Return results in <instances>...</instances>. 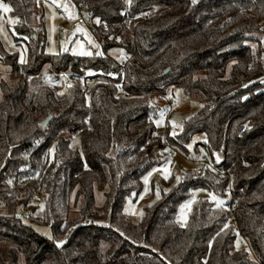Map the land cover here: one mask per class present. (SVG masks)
Returning a JSON list of instances; mask_svg holds the SVG:
<instances>
[{"label": "trees", "instance_id": "obj_1", "mask_svg": "<svg viewBox=\"0 0 264 264\" xmlns=\"http://www.w3.org/2000/svg\"><path fill=\"white\" fill-rule=\"evenodd\" d=\"M3 1L26 53L21 61L0 39L11 68L0 79V264H264V0H71L93 14L103 53L89 56L45 52L43 0ZM113 48L125 51V68ZM46 67L81 74L78 84L95 79L90 98L78 84L60 95L36 82ZM174 87L202 105L179 133L163 134L153 96ZM196 134L220 171L171 178L140 219L128 215L158 151L166 142L187 150ZM198 188L231 198L196 200L181 226L179 208Z\"/></svg>", "mask_w": 264, "mask_h": 264}, {"label": "rangeland", "instance_id": "obj_2", "mask_svg": "<svg viewBox=\"0 0 264 264\" xmlns=\"http://www.w3.org/2000/svg\"><path fill=\"white\" fill-rule=\"evenodd\" d=\"M0 5H6L10 9L9 4L5 3L3 0H0ZM42 5L45 13V52L47 54L57 55L67 52L75 56H89L82 55L81 52L91 53L90 55H99L103 53L102 44L98 38H96L92 30L86 28L84 25H79L77 27L73 26V23L77 21L79 15L71 0H43ZM16 23L17 19L11 14V10L5 12L3 8L0 7V39L6 50L9 52H18L20 60L23 61L26 53V45L24 42L18 45L15 41ZM109 54L118 61H123V59L126 58L125 51L122 48H113L109 51ZM46 72H50L56 76L58 82L55 81L51 75H48L49 81H46L44 79ZM65 75V73H55L46 67L34 78V80L38 83L43 82L53 87H58V93L63 95L69 88V86L66 85L67 75ZM0 79L10 81V66L0 63ZM70 80L71 82H75L72 78ZM63 86H65L66 89L62 93L61 87ZM169 98L175 99L176 104L173 106L170 116L166 117L164 115V109L170 107ZM153 99L161 107V113L156 122L161 126L163 134L168 130L171 135L179 133L183 128L184 121L197 112L202 105L201 101L188 97L178 87L170 89L165 96L155 95ZM202 141H204L203 135H194L186 146L187 150H183L178 146H171L172 144L166 142V146L157 153L159 159L158 165L144 175L141 191L139 193H133L128 198L124 211L132 218L136 220L140 219L144 214L145 207L158 200L161 193L169 188V184L166 183L169 179L174 178L177 183L189 172L205 167L206 162L211 160V155L204 146L199 145ZM72 142L76 147L79 146L77 137H72ZM171 151L176 152L175 158L169 157ZM54 152L55 143L50 147L49 154L51 158H53ZM214 157L217 159L216 155H214ZM38 195L43 200V196L40 193H38ZM230 198L231 194L229 191L223 196H216L201 188L194 189L191 191L190 197L180 206L176 217L177 222L181 226L187 225L193 204L198 199H209L217 205H223L230 200ZM100 201V198H98V202ZM41 211L42 208L38 210L37 214H40ZM100 222L103 223L104 220H100ZM34 227L42 234L52 237L49 226L35 224Z\"/></svg>", "mask_w": 264, "mask_h": 264}, {"label": "built area", "instance_id": "obj_3", "mask_svg": "<svg viewBox=\"0 0 264 264\" xmlns=\"http://www.w3.org/2000/svg\"><path fill=\"white\" fill-rule=\"evenodd\" d=\"M126 2V5L127 7L130 5V3L132 2V0H125ZM74 8L75 10L77 11L78 13V19L77 21H75L73 23V26L74 27H77L79 25H84L86 28L92 30L94 29V26H95V22L92 18V12L87 10L86 7L84 5H74ZM144 16L146 17L147 16V13L144 14ZM126 60V58H125ZM123 67L125 68V62L123 61ZM113 77H115L113 75ZM96 82L95 79L93 78H90L88 80H84L82 82H80L79 84L76 83V82H71L70 80V83L67 84L69 87L75 85V84H78L79 87L81 88V90L85 93L86 97L89 99L90 98V95H91V91H92V88L94 86V83ZM117 88H118V91L121 95H126L127 94V91L125 89V81L124 79L120 80V81H117L115 82ZM169 104H170V107L169 108H166L165 111H164V115L166 117H169L171 112H172V109H173V106L176 104V100L175 99H172L170 98L169 99ZM83 130H80L79 132H82ZM204 141L206 142L207 139L204 138ZM170 158H175L176 157V152L175 151H171L170 152ZM206 165L210 166L211 168H214L216 171H220L218 168L214 167L213 165V162L210 160H208L206 162ZM15 183L14 179L11 181V184L13 185ZM37 202H40V201H43L42 198L39 196V195H36L35 198H34ZM1 200V198H0ZM91 221H87V224H90Z\"/></svg>", "mask_w": 264, "mask_h": 264}, {"label": "water", "instance_id": "obj_4", "mask_svg": "<svg viewBox=\"0 0 264 264\" xmlns=\"http://www.w3.org/2000/svg\"><path fill=\"white\" fill-rule=\"evenodd\" d=\"M34 37H36V35H34ZM169 72V69H166V71L164 72V74H166V73H168ZM66 75H67V77L68 78H72L73 76H77V75H81V74H77V73H75V72H69V73H66ZM56 79H58V78H56ZM52 115H49L44 121H42V126L43 127H46L47 126V124H48V122L52 119Z\"/></svg>", "mask_w": 264, "mask_h": 264}, {"label": "snow or ice", "instance_id": "obj_5", "mask_svg": "<svg viewBox=\"0 0 264 264\" xmlns=\"http://www.w3.org/2000/svg\"><path fill=\"white\" fill-rule=\"evenodd\" d=\"M195 2H196V0H193V3H195ZM0 7H2L5 12L10 11V9L6 5H0ZM81 54L82 55H90L91 53L81 52ZM173 134H175V133H173Z\"/></svg>", "mask_w": 264, "mask_h": 264}, {"label": "bare ground", "instance_id": "obj_6", "mask_svg": "<svg viewBox=\"0 0 264 264\" xmlns=\"http://www.w3.org/2000/svg\"><path fill=\"white\" fill-rule=\"evenodd\" d=\"M48 75H51V74H49L48 72H46V75L44 76V79L46 80V81H49L48 79H49V76ZM66 76V75H65ZM56 77V76H55ZM66 79H67V81L70 83V79L66 76ZM52 82H54V81H52Z\"/></svg>", "mask_w": 264, "mask_h": 264}]
</instances>
